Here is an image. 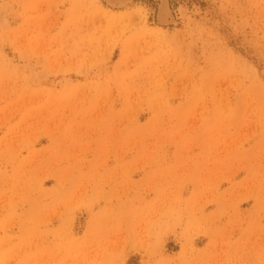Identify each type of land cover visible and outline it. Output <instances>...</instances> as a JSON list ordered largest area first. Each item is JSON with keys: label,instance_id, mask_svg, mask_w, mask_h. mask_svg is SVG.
<instances>
[{"label": "rangeland", "instance_id": "1", "mask_svg": "<svg viewBox=\"0 0 264 264\" xmlns=\"http://www.w3.org/2000/svg\"><path fill=\"white\" fill-rule=\"evenodd\" d=\"M0 264H264V0H0Z\"/></svg>", "mask_w": 264, "mask_h": 264}, {"label": "bare ground", "instance_id": "2", "mask_svg": "<svg viewBox=\"0 0 264 264\" xmlns=\"http://www.w3.org/2000/svg\"><path fill=\"white\" fill-rule=\"evenodd\" d=\"M162 1V0H161ZM159 4V3H158ZM161 21V20H160Z\"/></svg>", "mask_w": 264, "mask_h": 264}]
</instances>
